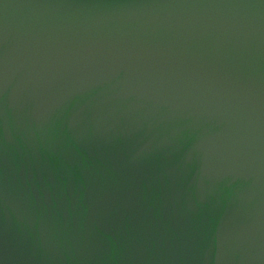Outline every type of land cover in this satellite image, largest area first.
<instances>
[{
    "label": "water",
    "instance_id": "1",
    "mask_svg": "<svg viewBox=\"0 0 264 264\" xmlns=\"http://www.w3.org/2000/svg\"><path fill=\"white\" fill-rule=\"evenodd\" d=\"M0 264H264V0H0Z\"/></svg>",
    "mask_w": 264,
    "mask_h": 264
}]
</instances>
